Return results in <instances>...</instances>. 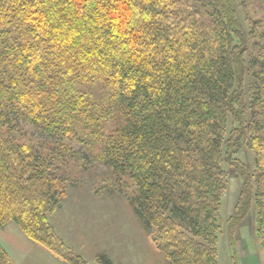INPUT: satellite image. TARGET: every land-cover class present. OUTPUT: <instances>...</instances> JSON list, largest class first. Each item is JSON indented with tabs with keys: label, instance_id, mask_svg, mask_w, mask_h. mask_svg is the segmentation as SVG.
Here are the masks:
<instances>
[{
	"label": "trees",
	"instance_id": "16d2710c",
	"mask_svg": "<svg viewBox=\"0 0 264 264\" xmlns=\"http://www.w3.org/2000/svg\"><path fill=\"white\" fill-rule=\"evenodd\" d=\"M91 160L168 264H219L230 173L229 240L254 214L264 248V33L231 0H0V230L87 264L49 216Z\"/></svg>",
	"mask_w": 264,
	"mask_h": 264
},
{
	"label": "rangeland",
	"instance_id": "374dc122",
	"mask_svg": "<svg viewBox=\"0 0 264 264\" xmlns=\"http://www.w3.org/2000/svg\"><path fill=\"white\" fill-rule=\"evenodd\" d=\"M231 1L246 34L253 32L261 36L264 33V0ZM86 89L102 102L103 86H88ZM240 158L252 168L254 156L251 151L245 149ZM86 166V170L77 166L72 169L67 182V197L61 207L49 216L66 246L87 264H99V255H105L112 264H168L165 256L152 244L129 201L108 179L107 168L93 160ZM232 175L230 173L220 209L219 264H257L264 260L257 254L264 248L256 234L254 214L240 225L233 241L229 240L228 220L233 214L241 187L240 180ZM184 227L188 230L186 224ZM42 250L39 253L31 251L26 258L27 264H66L50 251ZM16 260L21 262L18 258ZM17 261L14 262L17 264Z\"/></svg>",
	"mask_w": 264,
	"mask_h": 264
},
{
	"label": "crops",
	"instance_id": "0c3cea01",
	"mask_svg": "<svg viewBox=\"0 0 264 264\" xmlns=\"http://www.w3.org/2000/svg\"><path fill=\"white\" fill-rule=\"evenodd\" d=\"M0 244L9 253L11 258L14 259V261H17L16 258H18V260L19 259L21 260V262L17 261L18 262L17 264H27L26 258L28 257L31 251L36 250V253H39V251H43L42 249L44 248L40 246L39 244L31 241L13 222L7 224L5 227H3L0 230ZM242 251H243V248H242ZM248 254L249 256H251L249 252ZM257 254L260 257H264V250H262L261 252ZM232 261H234V258L232 259ZM263 262L264 260L263 261L261 260L257 262V264H263ZM63 263L69 264L67 262H63ZM232 264H236V262H232Z\"/></svg>",
	"mask_w": 264,
	"mask_h": 264
}]
</instances>
